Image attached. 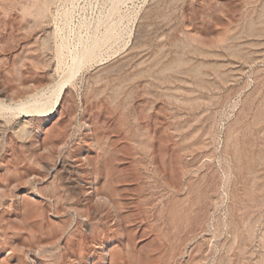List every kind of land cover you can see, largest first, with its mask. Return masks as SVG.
Wrapping results in <instances>:
<instances>
[{
	"label": "rangeland",
	"instance_id": "rangeland-1",
	"mask_svg": "<svg viewBox=\"0 0 264 264\" xmlns=\"http://www.w3.org/2000/svg\"><path fill=\"white\" fill-rule=\"evenodd\" d=\"M0 264H264V0H0Z\"/></svg>",
	"mask_w": 264,
	"mask_h": 264
},
{
	"label": "bare ground",
	"instance_id": "bare-ground-1",
	"mask_svg": "<svg viewBox=\"0 0 264 264\" xmlns=\"http://www.w3.org/2000/svg\"><path fill=\"white\" fill-rule=\"evenodd\" d=\"M113 257V256H112Z\"/></svg>",
	"mask_w": 264,
	"mask_h": 264
}]
</instances>
